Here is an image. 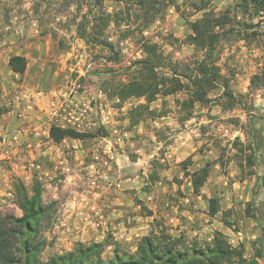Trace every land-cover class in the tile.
<instances>
[{"label":"rangeland","instance_id":"obj_1","mask_svg":"<svg viewBox=\"0 0 264 264\" xmlns=\"http://www.w3.org/2000/svg\"><path fill=\"white\" fill-rule=\"evenodd\" d=\"M154 1L157 4L149 7L145 14L140 8L141 0H77L80 12H76L75 17L81 18L77 35L82 23H85L86 33L92 35V30L96 29L95 20L108 16L109 22L99 41L106 40L113 49L86 44L90 57L80 66L78 59L65 54L71 48L69 44L61 42L57 47L44 44L48 55L38 59V52L35 57L31 50L30 55L35 59H26L22 75L12 73L7 64L19 46L17 38L22 35L19 27L23 26L24 18L20 17L23 6L30 5L32 10L27 17L31 32L26 35L30 37L48 34L40 27L50 24L53 13L48 8L35 16L38 0H16L14 5L0 2V125L8 124L9 129H14L16 119L10 112L15 111L16 101L47 107L52 101L62 100V94L77 83L90 88L95 108L99 103L105 106V125L89 133L95 134L94 137L68 142L70 150L65 157L73 168L70 179L64 180L59 164L37 157L41 175L37 182L40 200L41 195L49 199L46 203L41 201L45 212L39 218L33 239L34 244H39L40 263L50 256L73 251L79 244L108 245L102 254L105 260L112 257L115 245L131 254L140 238L160 229L186 245L193 241H209L218 231L233 247L243 245L246 258L252 257L255 249L264 248V188L258 181V177L264 175V86H250L253 76H259V83L264 78V23L255 19L251 25L256 26L246 30L243 23L250 22L236 9L239 0ZM226 11H229L230 26L234 30L222 35L230 26L216 29L222 36L211 59L220 75L228 80L226 91L234 99L233 106H229L230 101L223 95L221 85L207 86L209 102L196 103L190 111L191 118L184 121L186 113L175 104L189 94L183 91L178 97L158 98L151 104L152 109L167 113L164 119L148 120L129 128L128 111L138 103L128 100L120 105L112 89L134 73L129 70L130 66L145 54L127 64L120 55V42L127 40L142 50L143 44L153 42L164 64L194 76L196 63L203 53L185 43L190 34L188 23L203 16L216 18ZM57 14L66 17L64 8ZM54 23L61 28L65 26L61 20ZM7 37L16 43L4 44ZM102 51L104 55L99 54ZM113 58L116 59L110 60ZM78 67L84 71L78 72ZM162 71L167 73L169 68L158 69ZM99 91L103 95L98 98ZM31 93L37 97L31 98ZM46 96L47 102L43 101ZM253 125L261 130L256 137L251 133ZM236 138L254 147L253 166L248 167L244 161L252 151L240 154L231 146ZM15 158H11L12 164L22 155ZM187 158L191 159L189 173L210 164L199 195L193 193L190 178L181 170L180 163ZM240 162L242 167H239ZM155 176L157 179L152 180ZM35 184L26 189L29 196L33 195ZM20 185L19 182L14 185L18 206L16 188ZM55 192L58 200H50ZM212 198L218 205L213 217L209 215L208 203ZM248 204L253 211L252 217L245 215ZM21 216L22 210L20 215L11 211L8 217L0 220ZM5 226L7 229L13 227L10 223ZM22 241L24 239L17 236L13 245L16 258L23 257L19 250ZM258 261L264 264V259Z\"/></svg>","mask_w":264,"mask_h":264},{"label":"trees","instance_id":"obj_2","mask_svg":"<svg viewBox=\"0 0 264 264\" xmlns=\"http://www.w3.org/2000/svg\"><path fill=\"white\" fill-rule=\"evenodd\" d=\"M141 3L142 6L140 8L145 14L149 12V7H154L157 4L154 0H147V2L141 0ZM236 9L244 20L250 22L243 23L246 30L256 26L251 25L255 19L264 23V0H239L236 4ZM228 14L229 11H226L225 15L216 18L203 16L195 22L188 23L190 34L186 36L185 43L192 46L196 51L203 53L201 60L196 63L194 76L178 72L171 64H164L162 55L158 53L157 45L153 43L142 45L145 57L132 63L129 70H134V73L125 82L115 85L112 89L113 97L118 99L120 105L131 99L142 101V103H138L128 111L129 128H134L148 120L165 117L166 112L152 109L151 104L158 98L165 99L183 91L189 94L184 100L175 101V104L180 111L186 113L184 121L191 118L190 111H192L196 103L207 104L209 102L206 97L207 86L221 85L223 95L228 97L230 101L229 106H233L234 99L226 91L228 80L220 75L218 67L211 59L212 52L219 42V38L222 35H226V33H232L234 30L230 26L231 19ZM95 21L96 29L92 30V35L86 33L85 23H82L79 26V36L87 45H101L112 50V45L107 43L106 40L103 42L99 41L103 30L107 27L109 17L107 16L103 19L99 17ZM227 25L230 27L222 35L216 31V29L224 30ZM255 34L253 33V35ZM245 36L248 37L247 33ZM7 65L12 73L22 75L26 70V59L22 56H11ZM163 66L168 67L169 72H158V69L161 70ZM259 80V76H253L250 79V86L252 88L264 86V78H262L260 83ZM251 130L253 137L261 134V130L256 129L254 125ZM49 136L54 142L59 143L65 138L83 140L88 137H94L95 134H81L72 130H60L51 127ZM231 146L233 149L238 150L240 154L245 150L252 151L244 157V161L248 167L254 165V147L251 144L244 145L236 138ZM190 161V158L182 161L180 163L181 170L186 178H190L193 193L199 195L208 177L210 164L206 163L200 170L189 173L188 166ZM239 167H242L241 162ZM249 174L254 175L252 172ZM151 179L154 180L157 177L155 176ZM258 181L261 187L264 188V175L258 177ZM34 183L36 184L33 186V195L31 196L27 194L26 189L22 185L16 188L19 193L18 203L22 210V216L18 219L8 218L0 220V264H259L258 260L264 259V248L262 246L255 249L252 257L246 258L243 245L233 247L223 234L218 231L213 233L209 241H193L186 245L185 242L172 238L166 231L160 229V231L152 232L140 238L135 252L131 254L122 252L115 245L112 257L105 260L102 258V254L108 245L103 243H94L89 246L79 244L73 251L62 255L50 256L44 263H40L38 259L40 254L39 244H34L33 239L37 234L39 218L45 212V208L41 206L39 185H37V182ZM208 203L209 215L213 217L218 212L217 201L212 198L209 199ZM139 204L142 203L140 202ZM252 212L251 205L248 204L245 209L246 217H252ZM147 213L151 215V212L148 211ZM8 223L12 224L13 227L7 229L5 225ZM17 236L24 239L19 248L22 258H16L13 251Z\"/></svg>","mask_w":264,"mask_h":264},{"label":"built area","instance_id":"obj_3","mask_svg":"<svg viewBox=\"0 0 264 264\" xmlns=\"http://www.w3.org/2000/svg\"><path fill=\"white\" fill-rule=\"evenodd\" d=\"M119 46L120 55L127 64L141 59L144 54L141 48L134 47L127 40L120 42ZM102 95L99 91L98 98ZM61 98L60 101L50 102L47 107L30 101H16L15 111L10 112L14 113L16 119L14 129H9L8 124L0 125V218L8 217L11 211L21 214L14 185L19 182L27 189L40 180L38 156L47 158L54 165L59 164L64 180L70 179L73 168L65 155L70 150L68 142L75 139L65 138L59 143L54 142L49 136L51 127L88 134L96 127L105 125V106L99 103L95 108V98L90 88L77 83ZM131 100L142 103L141 100ZM18 155H22V158L12 164L11 158L16 160L15 156ZM56 187L55 184L54 190ZM50 200H58L56 192L50 196ZM41 201L46 203L49 199L41 195Z\"/></svg>","mask_w":264,"mask_h":264},{"label":"crops","instance_id":"obj_4","mask_svg":"<svg viewBox=\"0 0 264 264\" xmlns=\"http://www.w3.org/2000/svg\"><path fill=\"white\" fill-rule=\"evenodd\" d=\"M3 1H7L14 5L16 0H3ZM34 1L36 2V0ZM38 1H39L38 3L33 2V4L35 3L36 5V8L34 10L35 16L39 13H42V10L46 9L47 11L48 8H50L49 12L53 13L51 15L53 20L50 21V24L46 25V23H44L43 25L44 27L43 26L40 27L41 31L45 33L47 32L48 34L44 36L33 35L31 37L30 35H26V33L31 32V30L29 29L27 17L28 14L32 13V10L30 9V5L29 6L24 5L22 15L20 16L24 18L23 26H20L21 28L18 26L19 30H22L21 31L22 35L17 38V42L19 46L17 51L13 55L22 56L25 59L28 58L35 59L37 54L35 52H38V59H39L42 55H48V52L44 48V44L53 45V46L55 45L54 47H57L58 43L64 42L71 46L69 51H65V54L68 57L78 59L77 65L80 66L83 65V60L89 58L90 55H89V50L88 51L86 50L88 46H86L85 41L80 36L77 35L78 22L81 19V18L76 19L75 17L76 12L78 11L80 12V10L77 7V2H76L77 0H45V2L44 0L42 1L38 0ZM60 8H64L66 12L65 14L66 17L57 14ZM81 12L84 13L82 5H81ZM60 20L65 23V26H63V28H61L59 25L54 23V22H59ZM10 40L11 38L7 37V41H3V43L4 44L16 43V41H10ZM78 47L80 49H77ZM8 50H11V47H9ZM31 50H33V52L35 53V57L34 56L32 57L30 55ZM99 54L104 55L105 52L102 51L101 53L99 52ZM83 71H84L83 68L78 67V72H83ZM31 94H32L31 98L37 97V95H34V93ZM49 95H51V92ZM178 95L179 93L174 96L178 97ZM48 96H46V98L43 101L47 102ZM162 119H164V117L161 118V120Z\"/></svg>","mask_w":264,"mask_h":264}]
</instances>
